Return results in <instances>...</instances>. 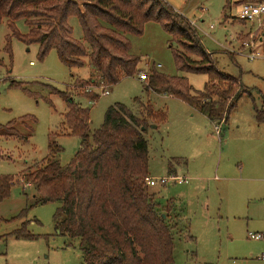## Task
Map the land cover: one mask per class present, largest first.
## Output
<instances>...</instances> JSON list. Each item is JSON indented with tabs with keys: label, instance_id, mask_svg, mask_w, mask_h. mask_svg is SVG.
I'll return each mask as SVG.
<instances>
[{
	"label": "rangeland",
	"instance_id": "374dc122",
	"mask_svg": "<svg viewBox=\"0 0 264 264\" xmlns=\"http://www.w3.org/2000/svg\"><path fill=\"white\" fill-rule=\"evenodd\" d=\"M166 1L191 21L219 71L240 80L246 89L226 123H214L206 115L194 113L198 110L183 100L148 90V81L140 79L141 73L156 70L185 78L193 92L203 90L208 81L207 74L178 69L173 48L182 47L172 42L157 21L147 22L141 35L126 33L129 53L140 58V72L108 86L109 94L101 89L87 93L70 85L73 77L88 80L91 76L88 56L84 65L76 67L61 62L56 49L40 60L38 43L26 44L11 35L7 20L0 22V124L13 123L24 136L0 135V176L19 180L0 201V264L83 262L80 240L55 228L59 203L37 204L34 188L21 180L28 169L37 168L47 157L51 141L63 146L59 155L63 165L81 146L80 138L63 132L67 102L50 94L46 85L72 91L75 102L90 109L91 130L101 126L110 106H133L136 97L166 112V122L151 125L145 136L150 142L151 177L168 176L172 162L177 175L190 179L189 183L149 186L161 203L174 201L185 227L175 236V264H264L260 258L264 240L249 237V232H264V120L257 118L259 111L264 113V16L259 23L239 19L243 0ZM72 23L74 37L83 40L79 23ZM16 24L22 33L29 32L23 20ZM9 38L12 56L6 50ZM251 49L261 56L249 58ZM14 80L26 83L38 96L11 86ZM95 93L96 100L85 96ZM26 115L35 120L23 118ZM22 212L25 216L19 217ZM23 224L35 239L12 234Z\"/></svg>",
	"mask_w": 264,
	"mask_h": 264
},
{
	"label": "trees",
	"instance_id": "16d2710c",
	"mask_svg": "<svg viewBox=\"0 0 264 264\" xmlns=\"http://www.w3.org/2000/svg\"><path fill=\"white\" fill-rule=\"evenodd\" d=\"M3 20L12 36L26 44H39L40 60L52 49L69 67L84 65L88 56L93 72L88 80L73 77L72 88L76 84L85 91L91 83L114 86L123 77L138 74L140 58L129 53L126 33L141 35L147 22L157 21L172 42L182 47L173 48L178 69L207 74L208 81L203 90L193 92L185 78L154 70L147 73L148 90L181 99L214 123H226L246 91L240 80L219 71L191 21L166 0H0V22ZM19 20L29 27L28 33L19 30ZM74 20L82 29L83 40L73 35ZM6 50L12 56L10 38ZM11 83L38 96L22 81ZM46 86L50 94L67 102L63 132L80 138L81 146L63 165L59 155L64 148L51 141L47 157L24 173L21 180L34 188L36 203H59L55 228L80 240L82 264H175V236L185 227L174 201L161 203L145 180L150 176V142L145 134L151 125L166 122V112L136 97L133 106H110L101 126L91 130L90 109L75 102L72 91ZM85 96L96 100L98 93ZM29 117L35 120L31 115L23 118ZM257 118L264 120V113L259 111ZM0 135L24 138L13 123L0 124ZM168 167H173L172 162ZM17 181L11 175L0 176V201L10 195ZM12 234L36 237L24 224Z\"/></svg>",
	"mask_w": 264,
	"mask_h": 264
},
{
	"label": "built area",
	"instance_id": "2783aa9c",
	"mask_svg": "<svg viewBox=\"0 0 264 264\" xmlns=\"http://www.w3.org/2000/svg\"><path fill=\"white\" fill-rule=\"evenodd\" d=\"M240 7L238 11V18L245 21L251 22H260L261 18L264 16V0L263 1H240ZM261 56V53L255 49H251L249 58L254 59ZM140 79L142 81L147 80V73H141ZM95 89H101L103 94H109L108 86L106 85H96L91 83L86 86V92H93ZM218 131V130H217ZM146 183L149 186H155L158 183L165 185L169 182L176 183H189L190 179L187 176H179L177 174H169L168 176L153 178L151 176L146 177ZM249 237L254 240H264V232L252 233L249 232ZM261 259L264 261V254L261 256Z\"/></svg>",
	"mask_w": 264,
	"mask_h": 264
},
{
	"label": "crops",
	"instance_id": "0c3cea01",
	"mask_svg": "<svg viewBox=\"0 0 264 264\" xmlns=\"http://www.w3.org/2000/svg\"><path fill=\"white\" fill-rule=\"evenodd\" d=\"M258 1H263V0H258ZM90 78V77H89ZM88 78V79H89ZM198 113L199 111H194V113ZM194 113L192 114V115H194ZM199 113H201V112H199ZM201 114H203V113H201ZM204 115V114H203ZM167 172L169 173V174H178V168L177 167H171V168H167ZM261 258V257H260Z\"/></svg>",
	"mask_w": 264,
	"mask_h": 264
},
{
	"label": "water",
	"instance_id": "95a60500",
	"mask_svg": "<svg viewBox=\"0 0 264 264\" xmlns=\"http://www.w3.org/2000/svg\"><path fill=\"white\" fill-rule=\"evenodd\" d=\"M154 127H156V125H153Z\"/></svg>",
	"mask_w": 264,
	"mask_h": 264
}]
</instances>
